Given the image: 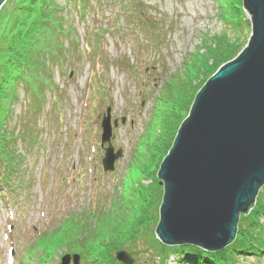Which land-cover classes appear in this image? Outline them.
<instances>
[{
    "label": "rangeland",
    "instance_id": "374dc122",
    "mask_svg": "<svg viewBox=\"0 0 264 264\" xmlns=\"http://www.w3.org/2000/svg\"><path fill=\"white\" fill-rule=\"evenodd\" d=\"M17 1L1 5L0 34L8 28ZM52 1L56 9L51 13L66 34H59L53 51L52 40L44 42L37 62L24 72L29 87L18 86L7 119L1 122L2 136L10 139L6 148L20 156L15 162L21 173L20 194L10 197L13 203L1 197L7 191L0 189V264H24L33 244L37 250L31 262L38 264L42 257L38 247L45 246L48 233L74 227L79 236L71 239L79 240L106 227L97 235L98 244L79 247L93 253L105 235L127 234L125 226L117 225L119 215L133 217L139 206L132 200L143 189L154 220H149L147 229L133 225L132 246L126 242L122 247L136 259L132 264H187L178 262L175 253L159 258L162 243H148V234L159 221L163 190L157 171L161 156L165 157L160 156L163 135L173 124L169 114H184L193 102L195 94L185 89H191V82L197 86L206 81L202 73L211 62L201 58L205 43L227 39L244 47L250 34L249 15L240 10V0H232L230 8L226 4L222 16L218 0H88L83 15L76 13L72 2ZM179 77L184 88L176 91L173 86ZM160 95L171 101H156ZM106 106L111 119H118L112 128V146L121 147L123 153L113 173L101 168L100 120ZM29 133H34L33 138ZM262 196L264 187L256 200ZM252 210L251 217H257L264 233V212ZM59 233L46 249L55 257L51 264L78 251L70 247L72 243L60 246ZM242 234L246 231L239 227L236 238ZM118 251L107 248L110 254ZM249 252L239 254L235 264H264V249ZM77 255L80 264H87Z\"/></svg>",
    "mask_w": 264,
    "mask_h": 264
},
{
    "label": "water",
    "instance_id": "95a60500",
    "mask_svg": "<svg viewBox=\"0 0 264 264\" xmlns=\"http://www.w3.org/2000/svg\"><path fill=\"white\" fill-rule=\"evenodd\" d=\"M241 2L250 19L247 43L197 91L157 171L163 193L155 236L166 245L222 250L264 184V0ZM101 128V145L108 143L102 166L111 171L122 148L111 144L109 107ZM116 258L134 261L126 251ZM70 259L64 255L61 264Z\"/></svg>",
    "mask_w": 264,
    "mask_h": 264
},
{
    "label": "trees",
    "instance_id": "16d2710c",
    "mask_svg": "<svg viewBox=\"0 0 264 264\" xmlns=\"http://www.w3.org/2000/svg\"><path fill=\"white\" fill-rule=\"evenodd\" d=\"M68 4L71 2L74 5V9L78 15H83L84 9L88 5V0H76V4H74L75 0H64ZM219 8L221 11V16L224 13L223 9L225 7L230 8V4L234 3L232 0L228 3L227 0H218ZM239 2V1H238ZM241 2V0H240ZM227 4V5H226ZM243 8L242 3L240 4V10ZM56 6L52 0H18L16 4L13 6L11 11L12 19H10V23L5 33L0 34V188L5 189V191L12 192L19 189L18 183L20 182L19 174L20 168H18V164H16V159L20 160V156H18L17 151L13 150L9 151L6 147H10L8 145L9 138L6 139L3 135V128L1 127V122L5 121L7 115L9 113V107L13 104V101L16 99V90L18 86L23 88L25 85L29 87L30 82L26 78H24V72L30 67V64L37 62L38 60V52L44 50V42L51 39L52 40V48L51 51L57 48L56 42L59 40V34H66L65 30L60 28V23L53 17L52 10H55ZM60 11V10H59ZM148 21V20H147ZM150 21V20H149ZM136 24L135 26H138ZM66 27V26H65ZM68 32L71 31L69 27ZM205 52L201 58L206 60L207 62H211L208 66L205 67V72L202 73L203 77L205 75V80L216 71L213 69V66H218L220 63L222 64L225 61L231 60L238 54V52L243 48V44L238 45L234 41H230L227 39H223L220 41H215L213 44L205 43ZM53 53V52H52ZM40 57V56H39ZM200 56L197 57V59ZM196 60V59H194ZM197 61V60H196ZM46 60L44 58V64ZM186 65V64H185ZM201 67V66H200ZM204 69V68H203ZM211 71V72H210ZM210 72V73H209ZM207 76V77H206ZM207 78V79H206ZM200 79V78H199ZM204 81V83L206 82ZM203 82V81H202ZM202 82L195 86V82H191V89H185L187 93L196 94L197 91L202 87ZM184 79H180V77L175 82L174 86L176 91L178 88H184ZM172 84V83H171ZM199 86V87H198ZM201 86V87H200ZM25 88V87H24ZM175 92V91H174ZM183 93V90H180ZM173 96V95H172ZM171 96V98H172ZM163 98L165 102L171 101V99L163 96H158L156 101L162 100ZM194 98V96L192 97ZM193 100V99H192ZM192 103V101H191ZM189 103V106H191ZM189 110V108H188ZM187 110V111H188ZM185 111L184 114L175 112H171L168 116L172 119V125L167 127L165 130V134L163 135V145L161 149L160 156L163 154L166 156L168 150L171 147L172 141L175 137L176 131L181 123V121L185 118L188 112ZM187 112V114H186ZM166 123V121H165ZM5 126V125H4ZM3 126V127H4ZM166 126V125H165ZM27 132L24 131L23 136L27 135ZM34 133H29V135L33 138ZM32 138H30L32 140ZM160 138V137H159ZM154 152V151H152ZM164 152V153H163ZM163 159L164 157L161 156ZM160 158V159H161ZM161 159V160H162ZM141 161V160H140ZM160 161V160H159ZM17 184V185H16ZM15 187V188H14ZM264 187V185L262 186ZM161 190V188H159ZM158 189V190H159ZM155 192V191H154ZM141 193V196H139ZM139 195H136L134 200H132L133 204L135 203L136 210L133 217H128L124 214L119 215V222L117 225H123L127 228V234L122 232L118 233V238H114L111 233L105 235L104 241L98 246V248H94V252H90V250L79 248L81 245L89 246L90 243L94 246L98 244L100 241V237L97 235L99 232L101 234L105 231L104 229L96 230L94 232H90L87 235H82L85 237L84 239L80 238V242L78 238L74 240L71 239L73 237L79 236V230L74 227L65 228L60 233L59 232H51L46 235L43 239L45 242V246L38 247L42 252L43 261H39L41 264L47 260L46 257L49 255L46 254V249L49 245H51L52 237L55 233H59L61 238V245L70 244V247L73 249L78 248L77 252L73 250L72 253H78L84 259L87 264H120L115 259V254H110L107 252L109 250H125L122 245L128 242L130 245L132 240L130 239V234L136 230V227H133L135 224H139L141 228L147 229L149 220L153 219V215H150L148 212V196L146 195V190H140ZM161 196V192H159ZM4 198H7L4 196ZM145 201V202H144ZM144 202V203H143ZM160 203V202H159ZM132 204V205H133ZM258 204V205H257ZM131 205V206H132ZM128 208V207H127ZM256 209L255 212H264V196L258 201L255 200L254 205L246 214L239 215L238 221V231L239 227H242L246 234H242L240 239L235 238L234 241L226 246L222 251H206L200 249L193 245H180V247L171 248L167 245H161L159 247L158 253L159 258L163 259V255L167 257V254L175 253L177 255V261L181 263L187 264H235L236 259L239 254L247 253L249 251L262 252L264 249V233L262 232L260 225L257 221V217H251V210ZM252 210V211H253ZM126 212V211H125ZM258 213V214H260ZM124 215V216H123ZM117 217L114 218L116 221ZM152 220V221H153ZM151 221V222H152ZM116 224V222H115ZM68 229V230H67ZM125 231V230H124ZM68 232V233H67ZM72 232V234H70ZM73 233H75L73 235ZM245 233V232H244ZM151 234V235H150ZM148 234V243L149 245L156 246V243H160L154 235V232ZM255 237V239L253 238ZM110 240V242H108ZM118 240V241H117ZM83 241V242H82ZM37 242V241H36ZM114 243L119 244L120 247L112 246ZM126 245V244H125ZM132 246V245H131ZM159 246V245H158ZM185 246V247H184ZM33 250H37V247L34 246ZM107 252V253H106ZM195 253V254H193ZM256 254V253H255ZM221 255V258L219 256ZM136 260V259H135ZM165 264V263H163Z\"/></svg>",
    "mask_w": 264,
    "mask_h": 264
}]
</instances>
